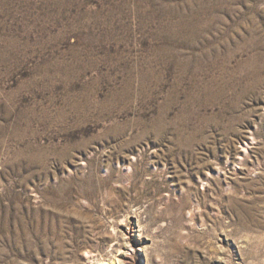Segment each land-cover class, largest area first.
Returning <instances> with one entry per match:
<instances>
[{
	"label": "rangeland",
	"instance_id": "374dc122",
	"mask_svg": "<svg viewBox=\"0 0 264 264\" xmlns=\"http://www.w3.org/2000/svg\"><path fill=\"white\" fill-rule=\"evenodd\" d=\"M116 257L264 264V0H0V264Z\"/></svg>",
	"mask_w": 264,
	"mask_h": 264
},
{
	"label": "bare ground",
	"instance_id": "6f19581e",
	"mask_svg": "<svg viewBox=\"0 0 264 264\" xmlns=\"http://www.w3.org/2000/svg\"><path fill=\"white\" fill-rule=\"evenodd\" d=\"M118 255V254H117ZM122 263L121 261L118 260V258H113V259H102L96 262H91L89 264H120Z\"/></svg>",
	"mask_w": 264,
	"mask_h": 264
}]
</instances>
